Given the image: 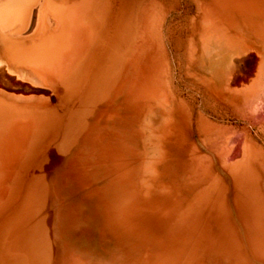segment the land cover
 <instances>
[{"label":"rangeland","instance_id":"1","mask_svg":"<svg viewBox=\"0 0 264 264\" xmlns=\"http://www.w3.org/2000/svg\"><path fill=\"white\" fill-rule=\"evenodd\" d=\"M69 4L91 35L66 60L63 30L55 81L29 62ZM33 8L0 28V108L29 125L0 113V264H264V0Z\"/></svg>","mask_w":264,"mask_h":264},{"label":"bare ground","instance_id":"2","mask_svg":"<svg viewBox=\"0 0 264 264\" xmlns=\"http://www.w3.org/2000/svg\"><path fill=\"white\" fill-rule=\"evenodd\" d=\"M79 1H80V0H79ZM81 1L83 2V0H81ZM87 1H89V0H87ZM71 3H72L71 5H73V7L75 8L76 5L74 6V3H73V2H71ZM77 3H78V4H77L78 6L75 8V10H74L72 7H71V8H72L73 10L69 8V7L71 6L70 4H69L68 8L65 7L64 5H63V6H62V5H56V6H57V9L59 10V15L62 16V12H61V11H63V10H67V9H69V10H68L69 12L72 10L73 13H75V14L77 15V13L75 12L76 9H78V8H81V9H82V5H83L81 2H77ZM80 3H81V4H80ZM75 4H76V1H75ZM51 5H52V4H51ZM51 5H50V6H51ZM54 5H55V4H54ZM79 5H80V7H79ZM33 6H36V7H37V12H35L36 10L33 8ZM52 6H53V5H52ZM56 6H54V7H52V8L54 9ZM60 6H61L62 8H61ZM44 7H45V0H34L33 3L30 2V0H0V26H1L0 28H1V30H2V31H6V32H11V33H13L12 31L20 32V31H18V26H21L22 23H23V21H22L21 18L24 17L27 13H29V12L32 10V8H33V9H34V10H33L34 12L31 13V17L33 16V17H34V20H36L37 15H38V17H39V15L43 12ZM52 8H49V11H51V12L53 13V12H55V11H54ZM65 8H66V9H65ZM50 9H52L53 11L50 10ZM81 9H78V10H81ZM55 10H56V8H55ZM78 10H77V11H78ZM68 11H67V12L64 11V12H66V13H68V15H70V16H68V17H69L68 19L71 20V19H70V17H71V14H70V13H71V12L69 13ZM51 12H50V13H51ZM56 12L58 13L57 10H56ZM60 12H61V13H60ZM64 12H63V16H64ZM33 13H34V14L36 13V14H35L36 16H34ZM50 13H49V14H50ZM57 13H56V14H57ZM73 13H72V14H73ZM32 14H33V15H32ZM75 14H74V17H73V18L71 17L72 19H74V18L76 17ZM57 15H58V14H57ZM59 15H58V17H56L55 14H54L53 16H55V18H56L58 21H60L59 23H60V26H61V28H62L63 37H64L65 34H68V35L70 34V37H72V39H73L75 36L73 37V36H71V35H73V33L76 32V33H74V34H77L75 38L80 37V39L78 38V39H76V41H75V40H74L75 38H74V39H73V42H74L75 44L73 43V44H71V45H68V43H72V42H70V41H72V39L69 41V38H70L69 36L66 35L64 38L61 36V38H62L61 40H60L59 37H58L59 39H57L56 37H54V38L57 39L56 42L59 40V42H57L58 44L61 43V44L58 45L59 48L56 46L55 48L53 47L54 49H51V50L56 51V52L53 51V53H55L56 55H54L53 53L51 54V52H50L49 54L45 52V54H43V55H45V56H40V58H39L40 61H39L37 58H35V57H34V58H35V61H33V58H32V57H30V58H32L31 61L28 60V57L25 58V59H27V61H30L29 63L32 64V66L34 65V63H37V61H38V62H41L40 65H43L42 63L45 61L44 63H45L46 68H47V63H48V61H49V62H56V61L58 62L59 60H61V58H63V59H62V62L59 61V65H60V63L63 64V63H64L63 60H64V61H65V59H66V60H69V58L71 57V55H72V54H71V52H72L71 50H72L73 47H75L76 44L79 43L78 45H79L80 47H82V45H84V44L88 41L89 35H91V34H89L90 31L88 30V31L86 32L85 27H84V30H82L83 27H82V29H81L80 26H79V29L81 30V32L78 31V30H79V29H78V26H77L78 24H77V25H74L75 27L77 26L76 28L71 27V28H74V31H72V29L69 27V28H70V31H72V34L69 32L68 28H66L68 31L64 34V31H66V29L63 28V27H65V26L68 27L66 24H68V25H69V24H72V23H73V22H72L73 20H72V21L67 20L68 22L66 23V21H65L64 19H66L67 17L65 16L66 18H64V17L62 16V17H63V18H62V17H60ZM53 16L51 15L50 18H51L52 21L54 20V21L56 22V19H53V18H54ZM31 17H30V18H31ZM48 17H49V15L47 14V18H48ZM79 17H80V16H79ZM81 17H82V16H81ZM18 18H19V19H18ZM59 18H60V19H59ZM77 18H78V17H77ZM31 19H32V18H31ZM31 19H30V20H31ZM48 19H49V18H48ZM61 19H63V20H61ZM75 19H76V18H75ZM75 19H74V20H75ZM49 21H50V20H49ZM58 21H57L56 23L53 22V25H55V26L57 25L56 28H59V27H58V24H57ZM62 21H65V22H62ZM32 22H34V21H32ZM35 22H36V21H35ZM35 22H34V23H31V24H34V25H33L34 27H35V24H36ZM61 22H62V23H61ZM69 22H71V23H69ZM74 22H76V20H75ZM63 23H65V26H64ZM76 23H77V22H76ZM89 23H90V22H87L88 25H89ZM50 24H51V21H50V23L48 24V25H49V28H51ZM62 24H63V25H62ZM29 25H30V24H29ZM29 25H28V27H29ZM51 25H52V24H51ZM72 25H73V24H72ZM72 25H71V26H72ZM86 27H87V26H86ZM29 28H30V27H29ZM87 28H88V27H87ZM89 28H90V26H89ZM89 28H88V29H89ZM30 29H31V28H30ZM30 29H28V30H30ZM33 29H34V28H33ZM76 29H77V30H76ZM55 30H57V29H55ZM63 30H64V31H63ZM26 31H27V30H26ZM26 31H25V33H26ZM77 31L80 32V33L82 34V35H81V34H80V35L82 36L83 39L81 38L80 35H78L79 33H78ZM27 32H28V31H27ZM55 32H56V31H55ZM55 32H54V34L56 35ZM58 32H61V30H59ZM68 32H69V33H68ZM84 33H85V34H84ZM60 34H61V33H60ZM88 34H89V35H88ZM14 35H16V34H14ZM51 35H52V34H51ZM57 35H59V34H57ZM85 35H86V36H85ZM87 35H88V38H87ZM59 36H60V35H59ZM49 37H52V36H49ZM49 37H47V38H48L47 40H49ZM66 37H67L68 39H67ZM91 37H92V36H91ZM54 38H52V39H54ZM65 38H66V39H65ZM85 38H86V40H85L84 42H82ZM64 39H65V40H64ZM47 40H46V41H47ZM62 40H64V41H62ZM80 40H81V41H80ZM49 41H50V40H49ZM66 41H68V43H66ZM77 41H78V42H77ZM89 41H91V40H89ZM51 42H52V40H51ZM54 42H55V41H54ZM41 43H42V42H41ZM62 43H63V44H62ZM64 43L66 44V46L68 45V46H67L68 48H64V49H63V47H65V44H64ZM37 44H38V43H37ZM55 44H56V43H55ZM81 44H82V45H81ZM33 45H34V44H33ZM39 45H40V44H39ZM39 45H38V46H39ZM73 45H74V46H73ZM78 45H76V46L78 47ZM41 46H43V45H41ZM51 46H52V44H51ZM60 46H61V47H60ZM62 46H63V47H62ZM72 46H73V47H72ZM33 47H34V46H33ZM33 47H30V48H31L30 50H32ZM56 48H57V50H56ZM60 48H61V49H60ZM70 48H71V49H70ZM46 49L48 50V51H47V50H46V51L49 52L50 49H49V48H46ZM62 49H63V50H66V51H64L63 54H64L66 57H67V55H68V57H67V58L65 57V59H64V55L61 54V53L63 52V51H61ZM67 50H68V51L70 50V52H68ZM25 51H26V50H25ZM25 51H23V53H24ZM27 51H28V50H27ZM41 51H42V50H41ZM43 51H44V49H43ZM58 51H59V52H58ZM60 51H61V52H60ZM11 52H12V51H11ZM28 52H30V51H28ZM39 52H40V51H39ZM57 52L59 53V55H58ZM67 52H68L69 54H71V55L67 54ZM74 52H75V51H74ZM16 53H17V51H16ZM20 53L23 55L22 52H20ZM65 53H66V54H65ZM8 54H10V53L8 52ZM26 54H27V53H26ZM26 54H25V56L28 55V54H27V55H26ZM40 54H41V53H40ZM74 54H75V53H74ZM22 55H21V57H22ZM30 55H31V54H30ZM49 55H52V56H50L49 59H47V58H48L47 56H49ZM9 56H10V55H9ZM32 56H33V55H32ZM37 56H38V55H37ZM58 56H60V57H58ZM61 56H63V57H61ZM76 56H77V55H76ZM38 57H39V56H38ZM44 57H45L46 60L44 59ZM22 58H23V57H22ZM42 58H43V62H42ZM52 58H53V59H52ZM54 58L56 59V61H55ZM57 58H58V59H57ZM50 59H51V60H50ZM36 60H37V61H36ZM66 63H67V62H66ZM256 63H257V62H256ZM51 64H52V63H51ZM51 64L49 63V65H51ZM55 64H56V63H55ZM55 64H54V65H55ZM36 65H38V63L35 64L34 66H36ZM49 65H48V67H49ZM57 65H58V63H57ZM59 65H58V67L61 66V65H60V66H59ZM67 65H68V64H67ZM1 67H3V66H0V68H1ZM37 67H38V68H37L38 70H39V69L41 70V68H40L41 66H37ZM52 67H53V66H52ZM55 67L58 69V71H60V69H59L56 65H55ZM35 68H36V67H35ZM49 68H50V67H49ZM53 68H54V67H53ZM56 68H54V69H56ZM1 69H3V68H1ZM51 69H52V68H50V69L47 68V71H48V70L50 71V73H49V71L47 72V74H49V75H48V78L50 79V75H51V77H53L54 80L56 79L55 81H57V78L59 79V72H55V70H53V69H52V71H51ZM57 69H56V71H57ZM63 70H64V69H63ZM2 71H4V70H2ZM61 71H62V70H61ZM0 72H1V71H0ZM39 72H40V71H39ZM41 72H42V71H41ZM51 72H52L53 74H51ZM2 73H3V72H2ZM57 73H58V75H57ZM42 74H43V72H42ZM60 74H61V73H60ZM1 75H3V74H0V76H1ZM54 75H55V76H54ZM56 75H57L58 77H57ZM61 75H62V74H61ZM9 76H10V75H9ZM9 76H8V77H9ZM10 77H11V76H10ZM55 77H56V78H55ZM1 78H2V77H1ZM6 78H7V77H4V76H3V78H2L3 81H5ZM53 78H51V79L53 80ZM42 80H43V79H42ZM54 80H53V81H54ZM6 81H8V80H6ZM6 81H5V82H6ZM11 81H12V80H11ZM55 81H54V82H55ZM1 82H2V81H1ZM9 82H10V81H9ZM0 84H1V83H0ZM6 84H7V82H6ZM10 84H11V83H10ZM12 84H13V83H12ZM14 84L16 85V83H14ZM17 84H18V83H17ZM7 86H8V85H7ZM9 86H10V85H9ZM11 86H12V85H11ZM22 87H23V86H22ZM22 87H20V88H22ZM0 88H1V86H0ZM18 88H19V87H17V89H18ZM4 89H5V88H4ZM24 89H25V88H24ZM24 89H23V90H24ZM26 89H27V88H26ZM26 89H25L24 91H26ZM9 90H10V89H9ZM11 90H12V89H11ZM16 91H17V90H16ZM34 91H35V90H34ZM41 91H42V90H41ZM13 92H14V91H13ZM17 92H18V91H17ZM27 92H28V91H27ZM30 92H32V91H30ZM22 93H23V92H22ZM38 93H39V92H38ZM46 93H47V92L45 91V94H46ZM28 98H29V97H28ZM54 99H55V98H54ZM14 100H15V99H14ZM27 100H28V99H27ZM26 102H27V101H26ZM1 104H2V105H1ZM3 104H4V102H3V103L0 102V107H1V106H4ZM6 104H7L8 107L6 106ZM5 106H6L7 108H6V107H2V108H4V109L6 108V109H5L6 112H4V110H3L2 108H0V111H1V109L3 110V113L0 112L2 117H3V115H4V117H5V114H6V113H9V112H7V110H8V109H12V108H16L15 110L17 111V114H16V113H15V110H13L14 112L11 111V110H9V111L12 112V113L10 112L9 114H10V115L13 114V115H12L13 117L11 116L12 119H14L13 121H16V120L18 121V119H21V118H18V117H24V116H26L25 111H24V114H22V112H20L19 109L17 110V107H16V106H13V104L11 105V106H13V107H11L10 104L8 105V103L6 102V103H5ZM9 106H10L11 108H10ZM26 106H27V105H26ZM22 111H23V110H22ZM26 111H27V110H26ZM18 113H21L22 115L20 116ZM2 114H3V115H2ZM9 114H8V115H9ZM14 114H15V115H14ZM17 115H19V116H17ZM1 116H0V117H1ZM14 116H15V118H16V117H17V118L15 119ZM31 117H32V116H31ZM24 118H25V117H24ZM24 118H23L22 120H19V123H20V121H23ZM26 118H27V117H26ZM26 118H25V119H26ZM12 119H10V120H12ZM27 119H28V118H27ZM27 119L25 120V123H26ZM2 121H4V120L2 119ZM17 121H16V123H17ZM16 123H15L14 125H16ZM23 123H24V121H23ZM9 124H10V123H9ZM27 124H28V123H26V125H27ZM10 125H11V124H10ZM12 125H13V124H12ZM26 125H25V126H26ZM30 125H31V123H30ZM34 125H35V124H34ZM5 126H6V124H5ZM7 126H9V125H7ZM7 126H6V127H7ZM18 126L21 127V125H19V124H18ZM22 126H23V125H22ZM25 126H24V127H25ZM27 126H29V125H27ZM10 128H11V127H10ZM10 128H8V129H10ZM11 129H12V128H11ZM20 129H21V128H20ZM3 131H4V128H3ZM3 131H2V132H3ZM9 131H10V130H9ZM17 131H19V130H17ZM7 132H8V131H7ZM12 132H14V131H12ZM3 133H4V132H3ZM24 133H25V132H24ZM8 134H9V133H8ZM12 136H13V135H12ZM25 136H26V135H25ZM12 138L14 139V137H12ZM26 138H27V137H26ZM6 139H7V138H6ZM8 139H9V138H8ZM23 139H24V138H23ZM23 139H22V140H23ZM4 140H5V139H4ZM25 140H26V139H25ZM6 141H7V140H6ZM8 141H9V140H8ZM0 142H1V141H0ZM5 143H6V142H5ZM9 143H10V142H8L7 146H9ZM1 144H3V143H1ZM25 145H26V144H25ZM27 145H28V144H27ZM244 145H245V144H244ZM3 147H4V145H3ZM238 148H239V147H238ZM2 149H4V148H1V150H2ZM26 150H27V149H26ZM232 150H233V149H232ZM240 153H241V152H240ZM4 155H5V154H4ZM243 158H244V157H243ZM259 159H260V158H259ZM8 160H9V159H8ZM13 162H14V161H13ZM232 163H233V162H232ZM252 167H253V166H252ZM240 168H242V167H240ZM245 170H246V169H245ZM245 170H244V171H245ZM247 171H248V170H247ZM252 177H253V176H252ZM242 178H243V177H242ZM247 179H248V178H247ZM252 180H253V179H252ZM243 182H244V181H243ZM245 184H248V182L245 183ZM13 228H14V227H13Z\"/></svg>","mask_w":264,"mask_h":264}]
</instances>
